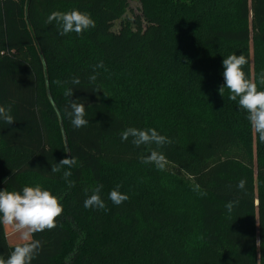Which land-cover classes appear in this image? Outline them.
Masks as SVG:
<instances>
[{"label": "trees", "instance_id": "trees-1", "mask_svg": "<svg viewBox=\"0 0 264 264\" xmlns=\"http://www.w3.org/2000/svg\"><path fill=\"white\" fill-rule=\"evenodd\" d=\"M138 1L128 23L126 0H0V105L16 120L0 122V190L40 184L64 209L56 228L34 234L32 264H264V141L218 93L233 53L264 90V0ZM73 9L95 28L60 36L46 23ZM69 99L85 104L86 127L72 126ZM129 127L171 139L158 150L181 174L142 163L156 146L122 141ZM71 156L75 166L51 172ZM117 184L129 196L119 206ZM97 185L106 209L85 208ZM15 246L0 224V256Z\"/></svg>", "mask_w": 264, "mask_h": 264}, {"label": "clouds", "instance_id": "clouds-1", "mask_svg": "<svg viewBox=\"0 0 264 264\" xmlns=\"http://www.w3.org/2000/svg\"><path fill=\"white\" fill-rule=\"evenodd\" d=\"M53 22H55L60 36L69 33L82 35L86 30L96 26L90 13L78 9L51 12L46 18V23L51 25ZM247 63L248 60L243 54L233 53L223 59L224 83L218 87V93L224 97L227 90L228 98L231 101H238L239 107L247 113V119L259 139L264 141V90H258V84L246 76L243 66ZM103 67V61H100L94 66V69ZM90 80L95 81L96 75H92ZM56 83L60 84L61 82L57 80ZM72 83L79 84L80 81L78 78H73ZM259 84L264 85V72L260 74ZM64 95L70 98L73 95V89H66ZM11 112L10 105H0V122L7 125L13 124L16 120ZM65 113L74 128L86 127L89 123L85 118L87 115L85 104L80 100L69 99ZM57 115H60L58 110ZM129 137L132 138V143L137 148L142 145H155L156 148L150 149L149 155L141 157V162L155 164L158 170L164 169L166 157L158 149L170 145L171 139L159 134L155 128L138 129L135 127H129L121 133L122 141H127ZM76 164L77 158L72 156L64 158L58 164H52L51 172L58 173L62 167L71 169ZM71 175V171L63 173L65 180ZM68 183L72 186L74 182L68 181ZM245 185L246 180L242 178L236 184V188L244 190ZM120 187L121 185L117 184L109 193V199L116 206L129 199L127 194L119 191ZM101 188L102 185L93 188L92 194L84 201L85 208L106 209L105 202L100 196ZM194 191H199V186ZM200 194L206 195L203 192ZM60 200V197L53 195L50 190L43 188L40 184L25 186L22 191H9L6 188L0 190V224L11 225L19 234L20 240L23 241L14 247L7 258L0 256V264H32L33 259L38 256L42 248L41 241L33 239V236L46 229L52 230L57 227L56 218L64 211ZM236 203L238 201H229L225 207L231 212Z\"/></svg>", "mask_w": 264, "mask_h": 264}, {"label": "rangeland", "instance_id": "rangeland-1", "mask_svg": "<svg viewBox=\"0 0 264 264\" xmlns=\"http://www.w3.org/2000/svg\"><path fill=\"white\" fill-rule=\"evenodd\" d=\"M126 1L128 2L129 7L122 21L132 23L134 14L138 11V8H139V1L138 0H126ZM122 21H117L115 23V26H114L115 31L119 30V28L121 27ZM165 168L169 171L181 174V172L178 169L174 168L173 166L166 164ZM4 226H5V231L7 234L8 242L11 245H17V244L23 243V241L20 240L19 234L15 232V230L13 229L11 225L4 224Z\"/></svg>", "mask_w": 264, "mask_h": 264}]
</instances>
